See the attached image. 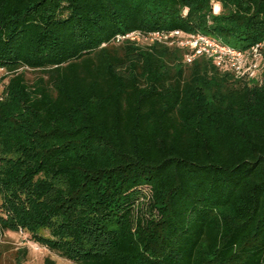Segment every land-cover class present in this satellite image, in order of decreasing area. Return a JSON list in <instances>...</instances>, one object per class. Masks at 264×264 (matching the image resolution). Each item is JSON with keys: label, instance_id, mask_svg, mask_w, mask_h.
I'll return each mask as SVG.
<instances>
[{"label": "trees", "instance_id": "16d2710c", "mask_svg": "<svg viewBox=\"0 0 264 264\" xmlns=\"http://www.w3.org/2000/svg\"><path fill=\"white\" fill-rule=\"evenodd\" d=\"M174 30L246 50L264 0H0V264L19 230L77 264H264V80L117 40Z\"/></svg>", "mask_w": 264, "mask_h": 264}, {"label": "built area", "instance_id": "2783aa9c", "mask_svg": "<svg viewBox=\"0 0 264 264\" xmlns=\"http://www.w3.org/2000/svg\"><path fill=\"white\" fill-rule=\"evenodd\" d=\"M154 43L162 42L167 46H178L185 52V61L192 63L199 57H206L223 72L232 73L239 80L258 79L264 63V42L257 43L246 50L233 48L220 39L211 37L201 32H186L174 30L172 32H150L142 33L134 31L126 35H118L117 40L124 39ZM23 233L22 230H19Z\"/></svg>", "mask_w": 264, "mask_h": 264}, {"label": "rangeland", "instance_id": "374dc122", "mask_svg": "<svg viewBox=\"0 0 264 264\" xmlns=\"http://www.w3.org/2000/svg\"><path fill=\"white\" fill-rule=\"evenodd\" d=\"M213 8H214L213 9L214 13L216 14L222 11V7L220 4L214 3ZM135 41H137L141 45L152 44L138 38ZM156 42L158 41H155L154 43ZM158 43L164 44L162 42H158ZM174 47L184 51V60H185L186 50L178 46H174ZM18 72H22L24 74V77L29 84H32L36 80V78L42 75V73L39 71L29 70L27 68H20ZM223 73H227V71ZM11 75L12 74H8L5 70L0 69V100H2L6 96L5 86L7 85ZM234 78L237 79L235 76ZM263 80H264V63L258 79L251 81L245 79L241 81L244 84L253 86L255 84H261ZM2 245H3L2 264H18L19 261L20 264H44L46 258L53 260L54 264H77L64 257H61L59 254H57L54 251H50L46 247L41 246L38 243H35L25 232L21 233L20 231H5L2 235Z\"/></svg>", "mask_w": 264, "mask_h": 264}]
</instances>
